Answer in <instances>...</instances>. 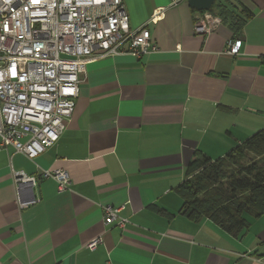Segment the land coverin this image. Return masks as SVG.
Listing matches in <instances>:
<instances>
[{
    "label": "crops",
    "instance_id": "obj_1",
    "mask_svg": "<svg viewBox=\"0 0 264 264\" xmlns=\"http://www.w3.org/2000/svg\"><path fill=\"white\" fill-rule=\"evenodd\" d=\"M123 2L159 52L85 66L54 146L33 160L0 150V264H264V215L234 237L184 216L178 192L197 154L221 159L264 130V0H216V17V4L253 13L237 35L225 22L197 33L205 12L189 0ZM56 169L70 175L66 192L41 176ZM13 172L36 185L19 190ZM108 206L123 208L125 228L105 224Z\"/></svg>",
    "mask_w": 264,
    "mask_h": 264
},
{
    "label": "built area",
    "instance_id": "obj_2",
    "mask_svg": "<svg viewBox=\"0 0 264 264\" xmlns=\"http://www.w3.org/2000/svg\"><path fill=\"white\" fill-rule=\"evenodd\" d=\"M221 21L205 12L196 17L200 33ZM242 43L229 44L239 55ZM159 52L144 25L132 29L123 0H0V150L13 148L33 160L54 146L66 129L79 97V74L99 60ZM19 190L36 178L13 172ZM58 192L70 189L67 171H43ZM35 198L19 201L26 209ZM123 208L105 207V224L125 228ZM100 239L86 248L94 251Z\"/></svg>",
    "mask_w": 264,
    "mask_h": 264
},
{
    "label": "trees",
    "instance_id": "obj_3",
    "mask_svg": "<svg viewBox=\"0 0 264 264\" xmlns=\"http://www.w3.org/2000/svg\"><path fill=\"white\" fill-rule=\"evenodd\" d=\"M237 11L216 4L219 18L237 35L253 13L240 3ZM213 12V10H211ZM182 214L194 223L210 221L234 237L264 215V130L225 157L213 161L197 154L178 189Z\"/></svg>",
    "mask_w": 264,
    "mask_h": 264
},
{
    "label": "water",
    "instance_id": "obj_4",
    "mask_svg": "<svg viewBox=\"0 0 264 264\" xmlns=\"http://www.w3.org/2000/svg\"><path fill=\"white\" fill-rule=\"evenodd\" d=\"M216 0H189L191 8L197 12H209L213 8Z\"/></svg>",
    "mask_w": 264,
    "mask_h": 264
},
{
    "label": "bare ground",
    "instance_id": "obj_5",
    "mask_svg": "<svg viewBox=\"0 0 264 264\" xmlns=\"http://www.w3.org/2000/svg\"><path fill=\"white\" fill-rule=\"evenodd\" d=\"M123 3H124V2H123ZM124 6H125V5H124ZM126 12H127V11H126ZM213 17L220 19L219 17H216V16H214V15H213ZM220 21H221V19H220ZM221 25H222V21H221L220 26H221ZM143 26H144V25H143ZM143 26H142V27H143ZM148 30H149V29H148ZM149 31H150V30H149ZM196 32H197V33H200V32L197 31V28H196ZM150 33H151V32H150ZM200 34H207V33H200ZM209 34H211V33H209ZM238 41H239V40L234 41V42H231V43H236V42H238ZM240 42L242 43V41H240ZM242 45H243V43H242ZM241 48H242V46H241ZM240 51H241V49H240ZM239 54H240V53H239ZM231 55H234V54H231ZM234 56H236V55H234ZM98 239H99V238H98Z\"/></svg>",
    "mask_w": 264,
    "mask_h": 264
}]
</instances>
